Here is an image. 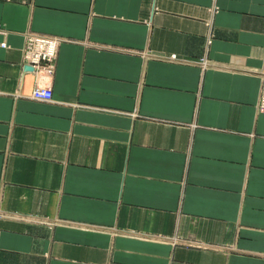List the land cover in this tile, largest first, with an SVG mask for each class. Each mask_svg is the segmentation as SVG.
<instances>
[{
    "label": "crops",
    "instance_id": "0c3cea01",
    "mask_svg": "<svg viewBox=\"0 0 264 264\" xmlns=\"http://www.w3.org/2000/svg\"><path fill=\"white\" fill-rule=\"evenodd\" d=\"M263 86L264 0H0V264H264Z\"/></svg>",
    "mask_w": 264,
    "mask_h": 264
},
{
    "label": "built area",
    "instance_id": "2783aa9c",
    "mask_svg": "<svg viewBox=\"0 0 264 264\" xmlns=\"http://www.w3.org/2000/svg\"><path fill=\"white\" fill-rule=\"evenodd\" d=\"M58 38L44 34H27L24 45V67L30 69L34 77L31 98L50 101L52 93L50 79L54 74L58 48ZM259 110L264 113V86L261 90Z\"/></svg>",
    "mask_w": 264,
    "mask_h": 264
},
{
    "label": "bare ground",
    "instance_id": "6f19581e",
    "mask_svg": "<svg viewBox=\"0 0 264 264\" xmlns=\"http://www.w3.org/2000/svg\"><path fill=\"white\" fill-rule=\"evenodd\" d=\"M28 70V69H27Z\"/></svg>",
    "mask_w": 264,
    "mask_h": 264
},
{
    "label": "water",
    "instance_id": "95a60500",
    "mask_svg": "<svg viewBox=\"0 0 264 264\" xmlns=\"http://www.w3.org/2000/svg\"><path fill=\"white\" fill-rule=\"evenodd\" d=\"M30 70V69H29Z\"/></svg>",
    "mask_w": 264,
    "mask_h": 264
}]
</instances>
